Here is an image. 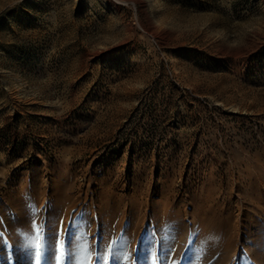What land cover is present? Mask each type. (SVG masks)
Returning a JSON list of instances; mask_svg holds the SVG:
<instances>
[{
  "label": "rangeland",
  "instance_id": "1",
  "mask_svg": "<svg viewBox=\"0 0 264 264\" xmlns=\"http://www.w3.org/2000/svg\"><path fill=\"white\" fill-rule=\"evenodd\" d=\"M29 215L125 264H264V0H0V264Z\"/></svg>",
  "mask_w": 264,
  "mask_h": 264
},
{
  "label": "snow or ice",
  "instance_id": "2",
  "mask_svg": "<svg viewBox=\"0 0 264 264\" xmlns=\"http://www.w3.org/2000/svg\"><path fill=\"white\" fill-rule=\"evenodd\" d=\"M26 207L31 213L36 212L34 202H29ZM45 210H47V205H45ZM27 218L29 219V229L22 230L17 227L16 233L25 241V247L31 250L32 264H66V257L68 264H87V262L93 261L94 257L97 258L96 264H109L110 256L111 264H125L128 260L133 259L135 255L129 254L127 251H121L126 242L125 237L108 243L107 250L100 248L102 237L97 240L96 246H90L87 241L83 245L78 246L77 238L73 236L72 244L68 245L67 237L69 231L77 227V222L70 223L69 227L64 230L65 239L62 240L59 239L58 232L49 234V226L46 220L37 225L30 215ZM8 235H11V233L5 232V225L0 222V248L14 247V245L9 244L5 240V236ZM80 237L83 238V232L80 233ZM143 241L144 233L140 237V242ZM78 248L79 251H77ZM155 259V252L153 250L152 264H155ZM8 264H11V254L8 257ZM133 264H139L138 258L134 260Z\"/></svg>",
  "mask_w": 264,
  "mask_h": 264
}]
</instances>
